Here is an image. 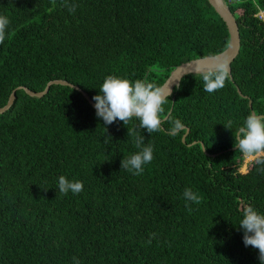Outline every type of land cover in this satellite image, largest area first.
<instances>
[{
  "label": "trees",
  "instance_id": "1",
  "mask_svg": "<svg viewBox=\"0 0 264 264\" xmlns=\"http://www.w3.org/2000/svg\"><path fill=\"white\" fill-rule=\"evenodd\" d=\"M224 1L241 38L225 87L210 94L203 75L184 78L150 134L135 117L105 125L70 87L43 98L18 89L65 81L95 103L108 75L162 87L180 65L228 48L208 0H67L74 12L65 0H0L10 20L0 109L16 92L0 114V264H260L237 226L248 205L264 213V165L239 171L233 131L250 112L264 115V0ZM136 136L153 146L141 175L121 169ZM61 175L83 190L59 193Z\"/></svg>",
  "mask_w": 264,
  "mask_h": 264
},
{
  "label": "clouds",
  "instance_id": "2",
  "mask_svg": "<svg viewBox=\"0 0 264 264\" xmlns=\"http://www.w3.org/2000/svg\"><path fill=\"white\" fill-rule=\"evenodd\" d=\"M65 4L70 12L75 11V4L69 5L67 0H65ZM9 24V18L6 15H0V44H3L7 37ZM229 76V69L226 65H220L215 70L204 73V91L211 94L224 88ZM169 95H171L170 88L165 92L162 87L144 79L131 81L116 75H108L99 88V94L94 96L93 100L95 101L96 115L104 121L105 125H111L120 120L127 126L129 121L135 117L140 122V128L146 129L151 134L160 130V113L163 111V105ZM224 125L233 130L231 120ZM181 127L180 121L174 122V128ZM133 131L128 128V136L133 135ZM233 136L234 147L238 149V153L242 154L246 165L239 169L241 173L247 174V165H264V115L250 112L244 118L243 123L233 131ZM144 141V136L135 137L134 144L139 151L124 157L121 161L122 170L132 172L134 175H141L144 165L152 162L154 158L153 146L145 144ZM258 170L264 171V168ZM83 187L82 181L69 180L63 175L58 177V191L61 194L67 195L69 192L79 194ZM183 197L186 201L196 204L201 202L200 195L191 188L184 190ZM188 211H192L190 206ZM237 227L243 230L244 245L257 249L260 264H264V213L259 212L251 205L246 206ZM148 243H151V239ZM73 264H80L77 257H73Z\"/></svg>",
  "mask_w": 264,
  "mask_h": 264
},
{
  "label": "water",
  "instance_id": "3",
  "mask_svg": "<svg viewBox=\"0 0 264 264\" xmlns=\"http://www.w3.org/2000/svg\"><path fill=\"white\" fill-rule=\"evenodd\" d=\"M208 2L210 6L214 9L216 14L223 20V22L225 23L228 29L230 35V42L228 48L221 54L216 55L214 57H207L204 59L193 60L191 62L184 63L179 67H177L170 74L169 78L162 86V89L165 92H167L168 89L170 88L171 95H169V97H171L174 94L176 88L180 87L182 80L188 76L203 75L204 73L215 70L220 65H226L229 69V73H231L232 71L231 66L240 53L241 38H240L239 27L229 6L225 3L224 0H208ZM54 85L66 86L79 91L83 95V97L90 103L93 109L96 110L94 108L95 103L91 100L88 94L83 92L79 87L74 86L65 81H53L49 83L45 91L41 93H34L28 90L27 88H20L18 90L25 91V93L32 98H43L45 95L48 94L50 88ZM15 100H16V92H14L11 95L7 106L3 109H0V114H3L6 111H8L14 105Z\"/></svg>",
  "mask_w": 264,
  "mask_h": 264
},
{
  "label": "built area",
  "instance_id": "4",
  "mask_svg": "<svg viewBox=\"0 0 264 264\" xmlns=\"http://www.w3.org/2000/svg\"><path fill=\"white\" fill-rule=\"evenodd\" d=\"M258 17L260 20L264 21V11H260Z\"/></svg>",
  "mask_w": 264,
  "mask_h": 264
},
{
  "label": "rangeland",
  "instance_id": "5",
  "mask_svg": "<svg viewBox=\"0 0 264 264\" xmlns=\"http://www.w3.org/2000/svg\"><path fill=\"white\" fill-rule=\"evenodd\" d=\"M244 167H246V166H244Z\"/></svg>",
  "mask_w": 264,
  "mask_h": 264
}]
</instances>
